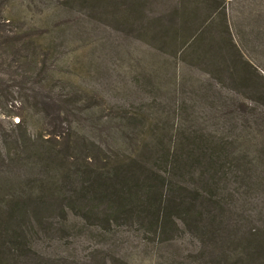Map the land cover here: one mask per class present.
I'll use <instances>...</instances> for the list:
<instances>
[{
	"label": "rangeland",
	"instance_id": "obj_1",
	"mask_svg": "<svg viewBox=\"0 0 264 264\" xmlns=\"http://www.w3.org/2000/svg\"><path fill=\"white\" fill-rule=\"evenodd\" d=\"M0 21L34 36L21 52L0 42V137L6 136L9 151L0 158L4 214L19 186L46 173L14 163L22 143H33L16 131L19 117H7L11 113L25 119L23 132L31 141L50 140L58 126H79L80 113L92 106L93 119L82 122L79 136L128 152L110 113L129 109L142 113L147 127L166 124L174 134L180 127H202L229 135L236 150L255 162V186H229L240 201L224 210L219 234L202 242L185 238L157 247L127 226L117 234V226L108 232L92 225L63 233L56 230L63 206L50 196L44 207L31 201L24 207L28 224L21 222L33 229L44 264H264V158L257 155L264 121V0H0ZM231 41L237 52L228 50ZM32 62L39 64V77ZM4 89L19 91L7 106Z\"/></svg>",
	"mask_w": 264,
	"mask_h": 264
},
{
	"label": "trees",
	"instance_id": "obj_2",
	"mask_svg": "<svg viewBox=\"0 0 264 264\" xmlns=\"http://www.w3.org/2000/svg\"><path fill=\"white\" fill-rule=\"evenodd\" d=\"M5 24L0 21V42L18 45L15 46L18 52L34 44L32 34H20ZM233 44L231 41L228 45L232 53L237 52ZM35 46L39 50L40 45ZM36 50L33 58L37 57ZM239 63L240 59H235V64ZM32 65L34 75L39 77V64L32 62ZM243 65L246 66L244 62ZM4 91L7 106L19 91ZM64 105L71 107V102ZM91 108L87 106L80 113L79 126L83 121H92ZM114 113L124 132L123 138L132 149L128 152L93 144L85 135L80 137L81 128L76 123L69 125L70 130L58 126L50 140L33 137L31 141L23 132L25 119L18 113L7 115L11 119L19 117L13 126L22 139L33 143L32 148L22 143L15 153L14 163L22 162L27 172L46 173L35 176L28 185L19 186L22 196L17 197L18 192L13 194L7 213L0 211V264H25L26 261L44 264L34 245L33 229L21 222L27 214L24 207L31 201L44 207L50 196L48 200L63 206L57 231L71 228L76 232L80 227L84 232L92 225V228L102 227L109 232L117 226V234L120 228L127 226L139 234L143 231L148 236L145 239L158 247L169 240L190 238L192 242L194 239L202 242L209 236L216 237L224 220V210L233 209L240 201L238 190H231L229 186L235 184L246 191L255 186L254 160L250 154L236 150V139L229 135L222 136L202 127H180L174 134V128L166 124L147 127L149 120L142 113L134 114L126 109L110 115ZM231 114L235 119V114ZM261 125L263 139H259L261 147L257 155L264 158V121ZM5 139L6 136L0 137L3 160L9 156L4 148ZM88 152L93 156L88 157ZM58 180L62 182L59 184ZM30 185L37 188L36 192L25 191L24 186L31 188ZM66 193L67 198L63 196ZM67 214H71V219ZM74 218L81 221L76 224ZM12 220H16L14 225L10 224ZM38 224L41 226L40 222Z\"/></svg>",
	"mask_w": 264,
	"mask_h": 264
}]
</instances>
